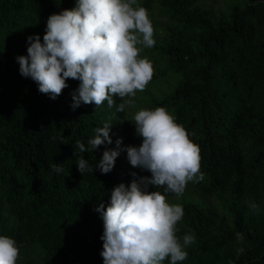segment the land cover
Segmentation results:
<instances>
[{"label":"trees","instance_id":"1","mask_svg":"<svg viewBox=\"0 0 264 264\" xmlns=\"http://www.w3.org/2000/svg\"><path fill=\"white\" fill-rule=\"evenodd\" d=\"M76 3L0 0V235L16 240L17 264H104V225L94 209L107 208L115 186L151 175L133 167L125 149L142 143L134 114L157 107L199 146L204 173L180 196L149 189L182 206L181 242L196 237L178 264H264V0H137L154 27V47L140 53L154 75L123 113L107 101L73 110L80 81L69 78L53 100L19 72L27 38L43 42L49 16ZM105 122L113 143L74 155L75 141L88 147ZM120 138L111 172L78 171L79 155L94 167ZM58 163L59 173L51 169Z\"/></svg>","mask_w":264,"mask_h":264},{"label":"clouds","instance_id":"2","mask_svg":"<svg viewBox=\"0 0 264 264\" xmlns=\"http://www.w3.org/2000/svg\"><path fill=\"white\" fill-rule=\"evenodd\" d=\"M154 27L148 10L137 0H77L72 9L52 14L47 20L43 42L39 35L27 38V55L16 57L19 72L38 85V91L55 100L69 87V78L80 81L71 92L72 108L82 104L109 108L123 113L133 105L137 91H144L152 80L154 67L141 58L142 48L154 47ZM142 46V47H141ZM118 97L121 103L116 104ZM127 98V99H126ZM138 146L126 147L133 167L151 173L134 179L130 186L121 183L111 191L110 204L101 203L104 232L100 239L104 264H178L187 259V246L195 243L192 233L177 237V224L184 216L179 204H170L165 194L149 191L164 188V193L180 196L189 182L204 180L201 155L175 117L164 107L140 109L132 121ZM112 123L94 129L85 143L75 141L74 155L112 144ZM122 138L115 149H107L94 167L84 155L76 160L78 171L108 174L120 155ZM62 172V164H52ZM135 176L136 174L133 173ZM20 248L15 239L0 235V264H17Z\"/></svg>","mask_w":264,"mask_h":264}]
</instances>
